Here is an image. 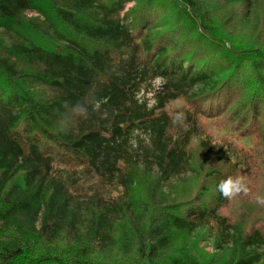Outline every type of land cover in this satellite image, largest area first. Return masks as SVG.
Here are the masks:
<instances>
[{"label": "trees", "instance_id": "trees-1", "mask_svg": "<svg viewBox=\"0 0 264 264\" xmlns=\"http://www.w3.org/2000/svg\"><path fill=\"white\" fill-rule=\"evenodd\" d=\"M209 25L201 0H0V264H200L172 253L198 231L208 264L264 263V231L217 191L264 171V52ZM193 144L233 167L194 193Z\"/></svg>", "mask_w": 264, "mask_h": 264}, {"label": "rangeland", "instance_id": "rangeland-1", "mask_svg": "<svg viewBox=\"0 0 264 264\" xmlns=\"http://www.w3.org/2000/svg\"><path fill=\"white\" fill-rule=\"evenodd\" d=\"M201 2L207 14L209 27L218 36L227 39L235 45V48L243 50L256 47L264 52V0L251 1L250 8L245 5L243 0H201ZM252 4L254 5L252 6ZM27 15L34 17L36 13L29 11ZM182 105L183 101H173L170 103L169 109H178ZM199 124L207 134L218 142H227L242 150L252 148L255 151L257 149L253 145L254 137L240 136L217 119L202 118ZM191 150L194 153L193 166L196 173L179 183V187L186 191L196 192L200 183L203 182V176L216 170V167L222 173L233 168L230 163H219L215 158L200 150L196 144L191 146ZM228 176L232 179H241L248 191L230 198L228 206L221 213L242 231H247L250 227L264 231V205H257L255 202L257 196L264 197V171L251 175L238 168ZM204 234L205 231H198L194 235L178 236L172 253L183 252L185 257L195 256L200 264L210 263V260L216 256V252L211 247V241L205 238ZM217 256L223 255L217 254Z\"/></svg>", "mask_w": 264, "mask_h": 264}, {"label": "clouds", "instance_id": "clouds-1", "mask_svg": "<svg viewBox=\"0 0 264 264\" xmlns=\"http://www.w3.org/2000/svg\"><path fill=\"white\" fill-rule=\"evenodd\" d=\"M131 5H129L130 7ZM156 85H162L163 80L160 78H157L155 80ZM154 103V101H153ZM183 121V113H177L173 119V123H182ZM133 146H135V143L133 142ZM217 191L220 193V195L224 198H233L237 194L244 192L246 193L248 191L247 187L244 185V183L241 181V179H232L228 178L225 179L223 182L217 185ZM255 202L257 205H264V197L257 196L255 198Z\"/></svg>", "mask_w": 264, "mask_h": 264}]
</instances>
